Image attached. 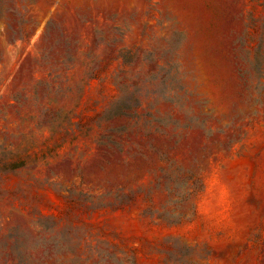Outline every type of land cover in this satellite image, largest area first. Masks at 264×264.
Returning <instances> with one entry per match:
<instances>
[{
	"label": "rangeland",
	"instance_id": "rangeland-1",
	"mask_svg": "<svg viewBox=\"0 0 264 264\" xmlns=\"http://www.w3.org/2000/svg\"><path fill=\"white\" fill-rule=\"evenodd\" d=\"M0 264H264V0H0Z\"/></svg>",
	"mask_w": 264,
	"mask_h": 264
}]
</instances>
